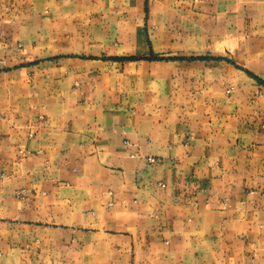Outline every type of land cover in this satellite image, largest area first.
Listing matches in <instances>:
<instances>
[{"label":"crops","instance_id":"1","mask_svg":"<svg viewBox=\"0 0 264 264\" xmlns=\"http://www.w3.org/2000/svg\"><path fill=\"white\" fill-rule=\"evenodd\" d=\"M0 264H264V0H0Z\"/></svg>","mask_w":264,"mask_h":264},{"label":"built area","instance_id":"2","mask_svg":"<svg viewBox=\"0 0 264 264\" xmlns=\"http://www.w3.org/2000/svg\"><path fill=\"white\" fill-rule=\"evenodd\" d=\"M154 161H155V160L152 159V158H151V159H148V162H149L150 164L154 163Z\"/></svg>","mask_w":264,"mask_h":264}]
</instances>
